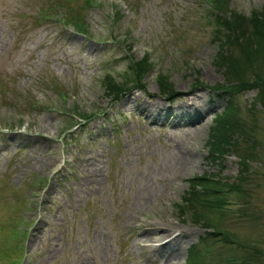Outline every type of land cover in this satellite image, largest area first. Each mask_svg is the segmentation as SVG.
<instances>
[{
	"label": "rangeland",
	"instance_id": "374dc122",
	"mask_svg": "<svg viewBox=\"0 0 264 264\" xmlns=\"http://www.w3.org/2000/svg\"><path fill=\"white\" fill-rule=\"evenodd\" d=\"M263 2L0 0V264H190V245L200 264H264V102L256 87L217 91L264 78V53L226 75L214 38L216 18L248 19ZM242 41L224 51L243 60L254 48ZM142 57L137 84L129 65ZM105 77L124 90L106 93ZM187 99L203 106L191 123L149 108ZM220 123L233 145L210 156ZM195 175L238 186L195 207L208 230L177 208Z\"/></svg>",
	"mask_w": 264,
	"mask_h": 264
},
{
	"label": "trees",
	"instance_id": "16d2710c",
	"mask_svg": "<svg viewBox=\"0 0 264 264\" xmlns=\"http://www.w3.org/2000/svg\"><path fill=\"white\" fill-rule=\"evenodd\" d=\"M88 2V0H85ZM217 1V0H216ZM220 6L219 8L222 7V0H219ZM239 18V19H238ZM241 20V22H239ZM69 24L72 25L73 29L77 32L84 33V29L82 26V22L80 21H71ZM217 27V28H216ZM216 27H215V39L217 37V41L221 44L219 46L220 51L215 57V64L217 66H222L225 67V74H230L232 73L233 75L237 76V74L241 75L242 65H244L246 68L247 66L249 68L253 67L255 68L258 66V57L264 53V2L262 4V8L260 11H258L257 14H252L248 19H246L243 16H238L236 13H232L227 17H219L216 18ZM241 28L245 29L247 35L242 34ZM243 39L242 43L245 44L246 42L248 44H253L252 48L250 49L249 47L243 46L241 48L242 56L245 58L243 60H240L239 57H232L231 56V50L228 49L229 53L226 50L225 47L228 48V45L231 43V41L237 42L238 39ZM225 53H224V52ZM244 63V64H243ZM130 68V74L132 76V81L136 82L137 84L142 80L143 76L145 73L149 70L150 64L147 62V60L144 59V57L132 61L131 64L129 65ZM252 77L250 79L247 78H240L237 77V81H230V84H226L224 87H221V90H217L221 92V95H231L234 92V89L236 87H256L257 88V99L260 101V103L263 104L264 102V78L260 77L258 74H254V71L252 72ZM107 76V75H105ZM235 82V83H234ZM228 83V82H227ZM104 87L106 89V93L112 94L114 96L118 95L120 92H122L126 86V83H118L112 78H107L105 77L103 81ZM158 86L160 88V94L168 97L172 93H174L173 89L171 88V85L168 82H164L162 79L158 78ZM139 89H144L142 86L138 85ZM217 88V86H216ZM246 88V89H247ZM227 91H230L231 94H229ZM230 110V106L227 105L223 108V114L228 117V112ZM229 126H231L229 124ZM232 128V126H231ZM217 135L213 140H215L214 143H211L208 145L209 149V155L210 156H215V155H220L222 152L225 151V146H231L233 145V141L230 139V136L228 135V132H226V128L223 127V125L220 123L217 125ZM215 133V132H214ZM241 136V135H239ZM216 144V145H215ZM247 158V157H246ZM242 159L240 161V166L241 170L245 169V159ZM225 186L227 190L231 189H237L238 186L235 183H221L218 179H215L210 176L206 175H195L188 179V189L186 190L187 196L183 198L187 201L186 205L184 206H177L178 211L185 213L187 208L185 206H189L192 208L193 212L188 213L190 219L192 222H201L202 226L208 230L209 226V221L204 217V220H200L203 215L201 216V213L198 211V209H195V207L200 204H204L205 206H209L212 208H217L219 207L222 202L225 203L226 199H223L222 196V191L221 186ZM240 189V188H239ZM211 197L212 200H208V198ZM202 200V201H200ZM202 202V203H201ZM186 208V210H185ZM219 210H221L219 208ZM207 233H209L207 231ZM211 234H218L220 235L218 239H222L223 241L228 242L230 238V235L223 231H220L217 227H212ZM229 236V237H228ZM229 238V239H228ZM195 245H190L189 250L190 253H188V256L186 259L190 262V264H200L198 262L199 259L196 258V261H191L193 257V253L195 252V249L193 248ZM245 264V261H238L237 263L234 264Z\"/></svg>",
	"mask_w": 264,
	"mask_h": 264
},
{
	"label": "bare ground",
	"instance_id": "6f19581e",
	"mask_svg": "<svg viewBox=\"0 0 264 264\" xmlns=\"http://www.w3.org/2000/svg\"><path fill=\"white\" fill-rule=\"evenodd\" d=\"M178 97H181V95L178 96ZM193 102H195V100ZM199 103H196L197 105L194 104V103L188 104V99L187 100H183V101L179 100V102L175 103V105H174V107L172 109H167V108H165L163 106L164 104H162L160 101H154L153 103H151L149 105V108L152 111L151 113H152L153 117H155L157 119H163V120H165L167 122H168V120H172L170 123H174V124H180V123L186 124V123L193 122L196 119V117H198L197 113H200L203 110V106L200 105ZM160 121H162V120H160ZM187 153H189V152H187ZM164 236H166V235H164Z\"/></svg>",
	"mask_w": 264,
	"mask_h": 264
}]
</instances>
